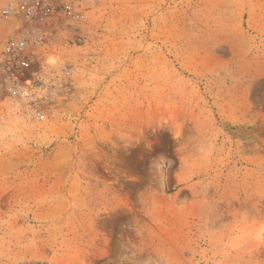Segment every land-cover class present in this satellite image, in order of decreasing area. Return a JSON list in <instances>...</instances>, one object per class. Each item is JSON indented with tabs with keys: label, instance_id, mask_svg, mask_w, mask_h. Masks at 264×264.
<instances>
[{
	"label": "rangeland",
	"instance_id": "1",
	"mask_svg": "<svg viewBox=\"0 0 264 264\" xmlns=\"http://www.w3.org/2000/svg\"><path fill=\"white\" fill-rule=\"evenodd\" d=\"M9 129L0 264H264V0H0Z\"/></svg>",
	"mask_w": 264,
	"mask_h": 264
},
{
	"label": "clouds",
	"instance_id": "2",
	"mask_svg": "<svg viewBox=\"0 0 264 264\" xmlns=\"http://www.w3.org/2000/svg\"><path fill=\"white\" fill-rule=\"evenodd\" d=\"M53 61H55V57H53ZM14 133L11 129L7 130L6 132H0V150H11L13 141L10 139ZM7 138V139H6ZM247 241H254L256 243H264V229L259 230L258 233H252L249 237H245L242 243Z\"/></svg>",
	"mask_w": 264,
	"mask_h": 264
},
{
	"label": "bare ground",
	"instance_id": "3",
	"mask_svg": "<svg viewBox=\"0 0 264 264\" xmlns=\"http://www.w3.org/2000/svg\"><path fill=\"white\" fill-rule=\"evenodd\" d=\"M51 59V58H50ZM56 60V59H55ZM51 61V60H50ZM52 62H53V59H52ZM54 63V62H53Z\"/></svg>",
	"mask_w": 264,
	"mask_h": 264
},
{
	"label": "built area",
	"instance_id": "4",
	"mask_svg": "<svg viewBox=\"0 0 264 264\" xmlns=\"http://www.w3.org/2000/svg\"><path fill=\"white\" fill-rule=\"evenodd\" d=\"M23 64L25 65L26 63H25V62H23Z\"/></svg>",
	"mask_w": 264,
	"mask_h": 264
}]
</instances>
